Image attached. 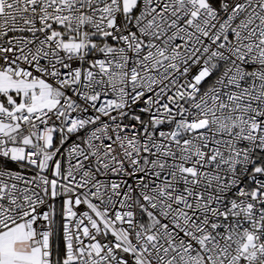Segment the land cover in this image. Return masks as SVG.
<instances>
[{"label": "snow or ice", "instance_id": "1", "mask_svg": "<svg viewBox=\"0 0 264 264\" xmlns=\"http://www.w3.org/2000/svg\"><path fill=\"white\" fill-rule=\"evenodd\" d=\"M0 264H264V0H0Z\"/></svg>", "mask_w": 264, "mask_h": 264}]
</instances>
